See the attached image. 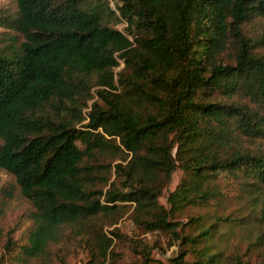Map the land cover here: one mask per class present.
Returning <instances> with one entry per match:
<instances>
[{
	"label": "trees",
	"instance_id": "1",
	"mask_svg": "<svg viewBox=\"0 0 264 264\" xmlns=\"http://www.w3.org/2000/svg\"><path fill=\"white\" fill-rule=\"evenodd\" d=\"M14 1L0 14V170L13 179L0 264H123L126 215L179 249L162 261L130 236L125 264H253L208 249L215 223L178 215L222 182L264 198V27L248 29L264 0ZM15 197L29 207L12 237Z\"/></svg>",
	"mask_w": 264,
	"mask_h": 264
},
{
	"label": "rangeland",
	"instance_id": "2",
	"mask_svg": "<svg viewBox=\"0 0 264 264\" xmlns=\"http://www.w3.org/2000/svg\"><path fill=\"white\" fill-rule=\"evenodd\" d=\"M113 6V2L110 1ZM16 9L14 0H0V14L13 12ZM121 28L122 25H117ZM264 27V20H259L254 27L248 26L251 31L259 32ZM4 29L0 25V38L4 35ZM255 148L256 144H249ZM182 175L181 170L177 169L172 174V180L168 188L165 190L160 202L166 203L167 194L177 185ZM13 183L10 175L0 170V191L6 185ZM221 195L215 202L206 207L189 206L182 211L178 218L185 221L192 214H200L204 217L205 225L215 223L219 230L205 244L211 252H220L222 258L229 256H237L242 260L251 263L260 262L264 256V198L257 191L240 185L237 181L222 182L220 184ZM222 203V204H220ZM29 204L18 197L13 198L8 203L7 213L2 219V223L6 230H9L12 237L18 234V223L25 220V213ZM229 218L234 220L232 223L224 221ZM27 223H24V227ZM120 232L126 235L124 240L118 242L116 250L120 252L123 264L128 263L135 258L139 252V247L128 244L127 238H138L145 240L149 245L150 256L155 259L165 261L179 249L177 245L170 248L167 247V238L162 234L139 233L128 219L127 215L123 217L116 225ZM15 230V231H14ZM15 232V233H14ZM194 257V252H190L187 258ZM82 254L77 257H70L67 264H82ZM120 264V263H119Z\"/></svg>",
	"mask_w": 264,
	"mask_h": 264
}]
</instances>
